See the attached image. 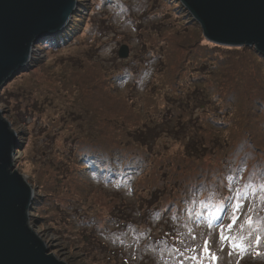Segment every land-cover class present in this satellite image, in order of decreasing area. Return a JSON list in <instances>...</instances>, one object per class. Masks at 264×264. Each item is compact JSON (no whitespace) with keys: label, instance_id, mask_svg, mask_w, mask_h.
Wrapping results in <instances>:
<instances>
[{"label":"rangeland","instance_id":"374dc122","mask_svg":"<svg viewBox=\"0 0 264 264\" xmlns=\"http://www.w3.org/2000/svg\"><path fill=\"white\" fill-rule=\"evenodd\" d=\"M75 1L63 32L32 46L23 71L0 88L2 118L17 137L13 170L33 190L29 228L66 264H212L202 251L205 240L216 264H263L264 210L258 209L264 191L255 189L264 182V100L254 105L261 132L251 133V112L228 119L231 101L221 77L244 62L241 78L255 79L263 72L256 62L264 57L253 47L206 41L177 0ZM123 44L128 57L120 59ZM195 57L201 65L190 74ZM76 73L92 76L86 99L71 81ZM194 86L206 93L205 101L199 92L189 99ZM170 101L178 104L172 115ZM170 121L177 132L168 131L175 124L153 125ZM144 123L146 147L158 136L148 148L133 136ZM99 163L118 169L117 175L103 176ZM249 178L251 187H245ZM240 189L245 195L237 210ZM226 196L228 205L208 210L201 204ZM199 213L218 221L207 223ZM160 215L179 219L168 226ZM138 231L153 235L149 249ZM222 232L245 237L244 249L233 251L227 240L221 245ZM156 242L162 245L154 250ZM186 245L197 257L188 263Z\"/></svg>","mask_w":264,"mask_h":264},{"label":"water","instance_id":"95a60500","mask_svg":"<svg viewBox=\"0 0 264 264\" xmlns=\"http://www.w3.org/2000/svg\"><path fill=\"white\" fill-rule=\"evenodd\" d=\"M200 26L206 41L253 47L264 57V0H177ZM75 0H0V88L31 60L32 46L69 24ZM128 57L126 45L117 51ZM17 137L0 112V264H66L29 228L33 190L13 170Z\"/></svg>","mask_w":264,"mask_h":264},{"label":"trees","instance_id":"16d2710c","mask_svg":"<svg viewBox=\"0 0 264 264\" xmlns=\"http://www.w3.org/2000/svg\"><path fill=\"white\" fill-rule=\"evenodd\" d=\"M159 19H160V17H159ZM161 20V19H160ZM141 44V43H140ZM142 45V44H141ZM142 47H143V45H142ZM142 47H141V49H142ZM247 51H249L250 53H253V50L252 51H250V50H247ZM158 52H159V48H158ZM163 52V51H162ZM254 55V54H253ZM195 56V55H194ZM257 58H260V57H258L257 56ZM261 59V58H260ZM195 62H196V65L197 66H195V68H193L192 69V71H190V69H189V73L190 74H194L195 73V71H194V69H198V68H200V65H201V59H199V58H196L195 57ZM82 63V62H81ZM243 63L244 62H237L236 64V66L234 67L235 69H237L238 71H236V73L235 72H232V74L231 75H229L228 77H221L220 75H218V74H209V76L210 77H221V79H222V83L223 82H225L224 84H226L227 86L225 87L226 89H227V97H228V99L231 101V104H230V106H231V109H229L228 110V113H231V115L230 116H228V119H232V118H234V116H237V117H242V116H244V119L245 118H247L248 116H246V115H248L250 112L252 113V114H250V116H249V122H251V125L252 124H254L255 125V127H252V130H251V133H256V134H258V133H260L261 131L260 130H257V124H259L257 121H256V118H255V116H257V115H259V112H257V110L255 109V107H254V105H255V99H263L264 100V61H262V60H259L258 62H256V64H258V65H260L262 68H263V72L260 74V73H255L256 74V78L254 79V77L252 76H247V77H244V79H242L241 78V75H242V73L243 72H245L246 70H247V68H244L243 67ZM82 65V64H81ZM207 67H209V65H207ZM159 68L164 72V70H166V66L163 68V67H161L160 65H159ZM132 72V71H131ZM197 73L199 72V71H196ZM235 75H237L238 76V78H235ZM245 75V74H244ZM190 76V75H189ZM193 79H195V78H193ZM227 80V81H226ZM72 81V83H76V81H74V80H71ZM235 83H237V84H235ZM261 83H263V85L261 84ZM78 85H79V82H78ZM93 86V85H92ZM98 88V87H97ZM92 88H89V91L91 90ZM92 92H93V89H92ZM195 92H199L200 94H201V97H200V99H199V101H205L206 99H207V97H206V93L205 92H201V91H199V89H198V87H193V89L190 91V93L189 94H187L188 96H189V99H192V96H193V94L195 93ZM187 95H185L184 96V98L183 99H185V97L187 96ZM230 95V96H229ZM82 97V96H81ZM234 98L235 99H237L236 101L234 100ZM239 100V101H238ZM178 101V104H179V101L180 100H177ZM170 103V107H173L172 109H171V114L170 115H172L173 114V111L175 110V108H177L178 106V104H176V105H173V104H171V103H173V101H170L169 102ZM180 105V104H179ZM239 106V112L237 111V112H235V111H233L234 112V114H233V112H232V110H235V108H236V106ZM176 110H178V109H176ZM26 112H23L22 113V116H26L27 117V115L25 114ZM224 114H225V112H224ZM251 116H253L254 117V119L255 120H253L252 118H251ZM145 124L146 123H144V125L142 124L141 125V127L138 129V131L137 132H134V134H133V136H136V137H138V139L140 140V141H138V143H143L144 144V142H145V139L143 138V127L145 126ZM153 124V123H152ZM175 124V126L177 127L176 129H174V128H172V129H168V131H174V132H177L178 131V129H179V126L177 125V123L176 122H169L168 124H162V122H161V124H153V125H156V126H163V125H168V126H171V125H174ZM237 126V125H236ZM182 127V126H181ZM242 131H244V129L242 130ZM132 136V137H133ZM156 137H158L157 135L152 139V144L151 145H148V146H152L154 143H153V140L156 138ZM100 140H98L97 139V141L96 142H99ZM102 143V142H101ZM75 143L73 142V140H70V147L72 146V145H74ZM148 146L146 147L145 146V144H144V147H146V148H148ZM99 156H100V158L101 159H106V160H108L109 158L108 157H106L105 155H102V154H99ZM102 163V162H101ZM101 163H99L100 164V167L101 168H103V173H102V175L103 176H108V175H110V174H114V175H117V171H118V169H116V171L110 166L109 168H106V167H104V166H106V164H101ZM109 163H111L110 161H109ZM97 164V163H96ZM95 164V165H96ZM83 165H85V166H89V163H87V162H85ZM86 168V167H85ZM229 176H231V174H229ZM110 178V177H109ZM109 178H107L106 177V180H108ZM232 178H234V176L232 177ZM259 184H261L259 181H258V183H257V185H259ZM258 189V187H256V189L255 190H257ZM223 190H226V189H223ZM259 190L260 191H262L260 188H259ZM231 195H232V193H231ZM230 195V196H231ZM245 195V194H244ZM230 196L229 197H224V198H222V199H216L215 201H210L209 199H204V200H202V205H203V208L204 209H210V207L211 208H214V206H215V204L217 205L218 203H225V205H228L229 204V199H230ZM153 198V194H151L150 195V197H149V199H152ZM233 203L235 202V199H234V201H232ZM155 203V201H153L152 202V205ZM263 210H264V198H262L261 199V204H260V208L258 209V212H261V213H263ZM153 212H154V214H156L157 212H158V210H153ZM180 215V214H179ZM157 216V215H156ZM206 216H207V218H206ZM174 218H172V215H170V216H165V215H160V217H159V219L161 220V221H163V222H165V224H167L168 226L169 225H171V220H176V221H178V219H179V216H177V215H175V216H173ZM169 218H171V219H169ZM216 219L215 221H218V217L216 216V215H212V214H209V213H205V214H201V213H199L198 214V219H201V220H203V221H205V222H207L208 223V221L209 220H211V219ZM180 221V220H179ZM166 229L167 230H169L170 231V229L169 228H167V227H165L164 229H163V231H166ZM124 230H126V228L124 227ZM137 235H138V240H140V241H142V242H144L146 239H148V241H146L145 243H144V245L146 244L147 245V249H149L150 248V246H151V242H153V240H154V238H152L153 237V235L151 234V236H149L150 234L149 233H144V232H137ZM123 236H124V234H123ZM143 236H144V239H143ZM157 242H159V240H157ZM157 242H156V245L157 246H155L154 245V247H155V249L154 250H157L159 247H161V243H158L157 244ZM150 243V244H149ZM184 249L186 250V261H187V263H188V260L189 261H193V259H191V257H190V255H191V253H192V248L190 249L187 245L184 247ZM179 250V249H178ZM178 250H177V252H178ZM124 264V263H123ZM264 264V263H263Z\"/></svg>","mask_w":264,"mask_h":264},{"label":"snow or ice","instance_id":"6c2138e0","mask_svg":"<svg viewBox=\"0 0 264 264\" xmlns=\"http://www.w3.org/2000/svg\"><path fill=\"white\" fill-rule=\"evenodd\" d=\"M227 179H232V178L231 177H228ZM244 186L245 187H251L250 178H249V181H246V183H245ZM257 187H259L262 191H264V182H262L261 184L257 185ZM243 194L244 193H243V190L242 189L235 191V199H236L237 202L234 204V207L237 210L240 207L243 206L239 202V198ZM235 223H236V218L233 217L232 218V223H230L228 225V228L231 229L232 225L235 224ZM246 223L247 224H251L252 223V218L251 217H248L247 220H246ZM244 239H245V237H243V236H241L239 238H237V237H228V236L224 235V233L222 232L221 233V237H220V243H221V245H223V243L227 240L229 242L230 247L232 248L233 251L243 250L244 249V245H243ZM256 241H257V243H259V241H260V237L259 236L256 238ZM208 245H209V242L207 240H205L204 247H203L202 251L209 253L210 260H211L212 264H216V261H218L219 258L215 255V253H211L210 252V249H209ZM221 250H223V248H221ZM228 254L229 255H232V251H230ZM191 259L196 260L197 257L196 256H193V257H191ZM201 264H202V261H201Z\"/></svg>","mask_w":264,"mask_h":264},{"label":"bare ground","instance_id":"6f19581e","mask_svg":"<svg viewBox=\"0 0 264 264\" xmlns=\"http://www.w3.org/2000/svg\"><path fill=\"white\" fill-rule=\"evenodd\" d=\"M62 32H63V30L59 34H61ZM32 52H34V51H32ZM32 52H31V54H33ZM73 77H76L77 79H74ZM73 77L72 78L74 81L79 82V88L83 92L84 99H86V97H87V87L86 86L87 85L89 86V79L88 78H90L92 76H90L89 74L76 73ZM88 91H89V89H88ZM88 93H90V95H91L90 91ZM98 101L103 106L104 103L99 99H98Z\"/></svg>","mask_w":264,"mask_h":264}]
</instances>
